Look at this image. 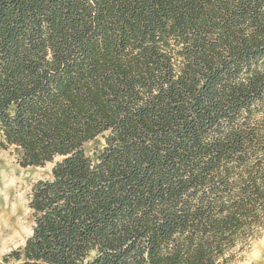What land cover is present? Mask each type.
I'll use <instances>...</instances> for the list:
<instances>
[{
  "label": "trees",
  "instance_id": "obj_1",
  "mask_svg": "<svg viewBox=\"0 0 264 264\" xmlns=\"http://www.w3.org/2000/svg\"><path fill=\"white\" fill-rule=\"evenodd\" d=\"M0 147L53 163L0 264H235L264 230V0H0Z\"/></svg>",
  "mask_w": 264,
  "mask_h": 264
},
{
  "label": "rangeland",
  "instance_id": "obj_2",
  "mask_svg": "<svg viewBox=\"0 0 264 264\" xmlns=\"http://www.w3.org/2000/svg\"><path fill=\"white\" fill-rule=\"evenodd\" d=\"M52 166V162L22 166L12 150L0 147V258L22 246L32 233V186L39 179L49 178ZM235 264H264V230Z\"/></svg>",
  "mask_w": 264,
  "mask_h": 264
}]
</instances>
